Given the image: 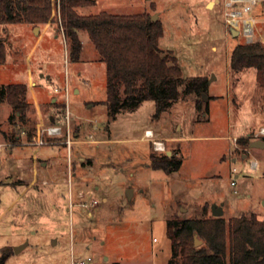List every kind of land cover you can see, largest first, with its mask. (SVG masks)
<instances>
[{
	"label": "rangeland",
	"instance_id": "rangeland-1",
	"mask_svg": "<svg viewBox=\"0 0 264 264\" xmlns=\"http://www.w3.org/2000/svg\"><path fill=\"white\" fill-rule=\"evenodd\" d=\"M51 1L49 31L35 46L46 25H0L6 57L0 85L24 83L28 89L31 73L41 103L39 113L28 89L33 134L28 139L22 127L12 158L0 154L4 264H169L166 224L172 217L212 216L216 204L226 221L251 214L264 220V149L237 143L240 137L255 140L254 133L264 128V89L256 80V52L251 68H229L234 46L244 42L241 35L225 33L222 1L94 0L77 10L80 15H156L162 24L158 48L176 59L183 80L206 78V92L184 93L182 87L172 106L158 115L152 101L109 113L104 63L84 31L80 60H69L58 0ZM208 2L213 5L207 7ZM250 15L256 21L255 43L264 44V1ZM52 97L58 106H52ZM11 113L0 104V143H8L6 151L11 145L2 131L12 129ZM49 119L61 126L59 136L40 134L51 127ZM146 130L164 143V152L153 150ZM35 135L44 145L33 143ZM68 138L76 142L66 146ZM166 152L181 160L179 170H151L150 155ZM21 244L26 246L15 253Z\"/></svg>",
	"mask_w": 264,
	"mask_h": 264
},
{
	"label": "trees",
	"instance_id": "trees-1",
	"mask_svg": "<svg viewBox=\"0 0 264 264\" xmlns=\"http://www.w3.org/2000/svg\"><path fill=\"white\" fill-rule=\"evenodd\" d=\"M57 3L62 31L69 40V60H80L79 33L84 31L105 65L104 104L111 115L119 109H135L144 101H152L158 115L172 106L182 87L184 93L207 91L205 77L183 80L176 59L160 51L158 39L162 35V24L159 20H151L150 14L112 15L100 11L95 15H80L77 10L93 6L94 0H58ZM52 6L51 0H0V25L45 26L52 21ZM255 52L256 80L264 89V44L260 41L254 46L236 44L229 58V68L232 72L251 68ZM5 60V40L0 37V65ZM27 93L24 83L0 85V104L12 108L7 118L12 129L2 131L11 146L20 142L22 127H27L28 139L34 131L28 116L31 106ZM261 139L264 142V137ZM237 143L246 147L250 138L240 137ZM149 161L151 170L166 174L178 171L181 166V160L174 155L158 157L153 154ZM166 236L172 253L169 264H264V220L253 214L240 215L229 221L213 216L200 219L172 217L166 224ZM195 236L202 241L197 247ZM6 258V255L2 256L0 264H4Z\"/></svg>",
	"mask_w": 264,
	"mask_h": 264
},
{
	"label": "built area",
	"instance_id": "built-area-1",
	"mask_svg": "<svg viewBox=\"0 0 264 264\" xmlns=\"http://www.w3.org/2000/svg\"><path fill=\"white\" fill-rule=\"evenodd\" d=\"M223 7L222 18L225 33L230 34V30H236L238 36L241 35L243 42L246 45L255 44V18L250 15V12L253 10V6L259 4L264 0H221ZM220 3V1H219ZM56 91L57 89L54 88ZM66 93L68 92L67 85L64 87ZM45 133L47 137L59 136L61 134V128L59 126L52 125L51 127L43 128L40 131V134ZM40 135H35L32 137L33 143L42 146L44 145L43 139L40 138ZM264 137V128H261L257 133H254V139H260ZM151 140L152 148L156 152H164V143L162 141L148 137ZM70 143V140L67 141V144ZM2 146L0 145V148ZM252 168L256 167V162L251 163ZM231 185H236L234 181H231ZM79 264H84L80 262Z\"/></svg>",
	"mask_w": 264,
	"mask_h": 264
},
{
	"label": "crops",
	"instance_id": "crops-1",
	"mask_svg": "<svg viewBox=\"0 0 264 264\" xmlns=\"http://www.w3.org/2000/svg\"><path fill=\"white\" fill-rule=\"evenodd\" d=\"M214 1H216V0H214ZM218 1V0H217ZM219 2V1H218ZM209 3V2H208ZM207 3V4H208ZM207 6V5H206ZM49 29V26L48 25H46L45 26V28L42 30V33L41 34H38V36L35 38V41H34V46L37 44V42L38 41H40L41 40V37L43 38L45 35H46V33L49 31L48 30ZM33 30H35V28L33 29ZM31 52V51H30ZM26 53V61L27 60H29L30 59V54L31 53ZM31 73H29L28 74V78H27V82H29V84H30V87L28 88L30 91H31V96H32V99H33V102H31L32 104H33V106L36 108V110H37V112H39L40 113V102L38 101V99H37V94H36V92H35V89H33L34 88V86H35V84L32 86V83L30 82L31 81ZM26 82V83H27ZM75 92L76 93H79V89L77 88L76 90H75ZM56 101H57V98H54V97H52V99H51V103H52V106L53 107H56V106H54L53 105V103H56ZM68 116H70V114H68V112H67V120H68ZM50 122H51V126L52 125H54V126H58V125H56V123L55 122H53V119H50ZM40 124L42 125V123L40 122ZM60 128H61V126H59ZM147 131V130H146ZM151 131V130H150ZM151 133H153V131H151ZM79 135H80V130H79V132L78 133H74L73 134V136L76 138V139H79L78 137H79ZM49 138H51V137H49ZM19 139H20V137H19ZM70 140V143L69 144H72L73 142H76V140H72V139H69L68 138V141ZM66 144V146H69V144H67V142L65 143ZM0 145L2 146L1 148H0V154H1V157H2V154L4 155V157L6 158V157H8L9 159L10 158H12L11 156H12V149L13 148H16V147H14V146H11V147H9L10 149H8L7 151H6V149H7V147H8V143H4V142H2V143H0ZM42 149V148H41ZM41 149H39V150H37L36 152L34 151V152H32V156H35V157H37V155L41 152ZM3 150H5L7 153H4L3 152ZM7 154V155H6ZM25 155V153H19V157H20V160H22V159H24L23 157H25L24 156ZM15 158V157H14ZM1 162H2V160L0 159V164H1Z\"/></svg>",
	"mask_w": 264,
	"mask_h": 264
},
{
	"label": "water",
	"instance_id": "water-1",
	"mask_svg": "<svg viewBox=\"0 0 264 264\" xmlns=\"http://www.w3.org/2000/svg\"><path fill=\"white\" fill-rule=\"evenodd\" d=\"M212 5H213V2H209L207 4V7H211ZM151 20H154V21L157 20V16L156 15H152L151 16ZM35 29H37V27ZM229 32H230L232 37H238V33H237L236 30L233 29V30H230ZM202 97L205 99L206 96H205L204 93L202 94ZM248 147L249 148L256 147V148L264 149V142H263V140L261 138L260 139H255V140H253V141H251L249 143ZM166 153H167L168 157L171 155L170 152H166ZM182 211H185V210H182ZM221 214H222V206L218 207L216 204H213L211 206V215L213 217H221ZM199 244H200V241L195 236L194 245L197 247V246H199ZM25 246H26V244H21V246L15 247L14 248V252L18 253Z\"/></svg>",
	"mask_w": 264,
	"mask_h": 264
},
{
	"label": "bare ground",
	"instance_id": "bare-ground-1",
	"mask_svg": "<svg viewBox=\"0 0 264 264\" xmlns=\"http://www.w3.org/2000/svg\"><path fill=\"white\" fill-rule=\"evenodd\" d=\"M145 137H152V133H151V131H146L145 132Z\"/></svg>",
	"mask_w": 264,
	"mask_h": 264
}]
</instances>
